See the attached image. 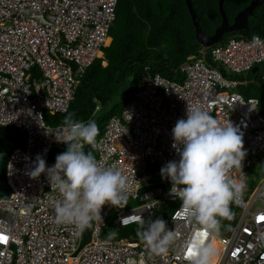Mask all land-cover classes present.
<instances>
[{"label":"built area","instance_id":"built-area-1","mask_svg":"<svg viewBox=\"0 0 264 264\" xmlns=\"http://www.w3.org/2000/svg\"><path fill=\"white\" fill-rule=\"evenodd\" d=\"M119 1L0 0V126L28 132L26 154L15 149L7 164L14 194L0 201V264H264V179L248 199L238 184L264 157V108L237 91L252 81L232 79L257 68L253 83H264V38L202 48L182 63L180 82L145 75L91 162L80 161L82 123L49 122L68 111L96 59L107 65ZM57 145L71 147L60 162L49 160ZM226 183L238 210L224 235L202 219ZM127 201L138 204L116 213V227L177 207L149 240L104 239Z\"/></svg>","mask_w":264,"mask_h":264},{"label":"trees","instance_id":"trees-1","mask_svg":"<svg viewBox=\"0 0 264 264\" xmlns=\"http://www.w3.org/2000/svg\"><path fill=\"white\" fill-rule=\"evenodd\" d=\"M219 1L191 0L202 32L207 36L213 35L222 24ZM250 2L225 0L224 10L229 21L233 23L235 16ZM249 26L248 30L224 37L234 35L236 39L246 40L254 36L264 38V4L255 9L254 15L249 18ZM110 36L112 42L104 49L107 65L102 64L103 59H96L81 78L68 111L49 115L52 125H84L80 132L83 141L81 162H91L97 157L96 144L106 125L110 119L121 116L145 75H159L180 82L182 63L201 50L186 0H120ZM232 79L252 81L246 86H239L237 91L246 99L257 98L264 107V83H253L259 79L258 75L250 72L246 79L242 75L232 76ZM17 134L23 135L21 132ZM70 148L57 145L49 160L60 162V155L68 153ZM259 167H262L263 176L264 166ZM246 197L249 195L246 194ZM176 207V203H166L157 211L153 221L126 228L114 227L110 218L102 237L107 240H149L157 229L167 223ZM236 214L233 193L226 184L209 193L202 223L227 235L234 225Z\"/></svg>","mask_w":264,"mask_h":264},{"label":"water","instance_id":"water-1","mask_svg":"<svg viewBox=\"0 0 264 264\" xmlns=\"http://www.w3.org/2000/svg\"><path fill=\"white\" fill-rule=\"evenodd\" d=\"M225 0L219 1V9L222 16V24L211 36H207L202 32V28L199 22V18L195 13L191 0H186L187 7L189 9L193 24L196 30V37L198 44L204 48H210L222 42L224 35L234 32L245 31L250 28L249 18L254 15L256 8L264 4V0H251L249 6L239 12L231 23L224 10ZM257 72V68L253 69V73ZM23 128V126L21 127ZM19 128L15 125L12 126H0V201L3 199H9L14 192L10 188L7 182V164L8 160L15 149H20L26 154L28 136L27 130H23L22 136H18L20 133ZM94 222L91 220L88 222L81 240V245L78 251L84 248L90 243L92 238V231Z\"/></svg>","mask_w":264,"mask_h":264},{"label":"rangeland","instance_id":"rangeland-1","mask_svg":"<svg viewBox=\"0 0 264 264\" xmlns=\"http://www.w3.org/2000/svg\"><path fill=\"white\" fill-rule=\"evenodd\" d=\"M234 38V35H227L224 37V41L223 42H227V40H230V39H233ZM247 75L248 74H244L242 75V77H244L245 79L247 78ZM262 159L264 160V157H262ZM262 164H264V161H262ZM247 174L249 175L248 179L246 181H244L242 183V186L244 188H246V190H248L246 192V194L250 195V197L253 195L252 192L255 190V188L257 187V185H260L263 181L262 179V176L260 174V172L258 171V169L256 167H250L247 169ZM163 178L162 177H156L154 176L152 178V182H155V183H159ZM135 204L133 203H130L128 205V203L126 204H123L122 206H120V209H125L127 207H132L134 206ZM115 216V212H113L111 214V217L113 218ZM107 228V227H106ZM106 228L104 229V231L106 230ZM113 239H118V238H113ZM217 245L214 244L213 247H216Z\"/></svg>","mask_w":264,"mask_h":264},{"label":"clouds","instance_id":"clouds-1","mask_svg":"<svg viewBox=\"0 0 264 264\" xmlns=\"http://www.w3.org/2000/svg\"><path fill=\"white\" fill-rule=\"evenodd\" d=\"M202 48H204V47H201V49H202ZM245 99H246V98H245ZM248 99H249V98H248ZM254 99H257V98H254ZM257 100H258V99H257ZM258 101H259V100H258ZM259 102H260V101H259ZM260 107H261V108H264V107H262L261 105H260ZM81 139H82V138H81ZM82 142H83V141H82ZM82 148H83V147H82ZM70 149H71V148H70ZM81 151H82V149H81ZM66 154H67V153H66ZM95 159H96V158H95ZM262 161H264V160L262 159ZM262 161H257V162H256V165L253 166V167H256V168L258 169V171L260 172V174H262V169H261L262 167L260 168L259 166H260V165H263V166H264V164H262ZM248 177H249V175H248ZM262 179H264V175L262 176ZM243 182H244V181L238 182L239 186L242 185ZM226 184H228V183H226ZM226 184H224V185H226ZM224 185H223V186H224ZM228 185H229V184H228ZM223 186H222V187H223ZM229 186H230V185H229ZM258 186H259V185H257V187H258ZM222 187H221V188H222ZM242 187H243V186H242ZM230 188H231V187H230ZM243 188H244V187H243ZM218 189H219V188H218ZM218 189H214V190H218ZM244 189L246 190V188H244ZM255 189H256V188H255ZM231 190H232V189H231ZM212 191H213V190H212ZM247 191H248V190H246V191L244 192V196H245L246 199H248V198L250 197V195H249V197H246V192H247ZM232 193H233V191H232ZM233 200H234V199H233ZM129 201H130V200H129ZM129 201H127V203H128ZM134 204L136 205V204H138V203H134ZM122 205H123V203H122V204L120 203L118 207H120V206H122ZM118 207H117V208H118ZM117 208L113 211V212H115V215H116V213L120 210V208H119V209H117ZM237 210H238V209H237ZM235 217H236V216H235ZM110 218H112V217H110ZM112 219H113V218H112ZM152 221H153V220H152ZM140 224H141V223H140ZM142 224H144V223H142ZM234 224H235V218H234ZM135 225H138V224H135ZM113 226H114V224H113ZM131 226H134V225H131ZM106 227H107V226H106ZM114 227H116V226H114ZM129 227H130V226H129ZM120 228H126V227H120ZM138 239H139V238H138Z\"/></svg>","mask_w":264,"mask_h":264},{"label":"bare ground","instance_id":"bare-ground-1","mask_svg":"<svg viewBox=\"0 0 264 264\" xmlns=\"http://www.w3.org/2000/svg\"><path fill=\"white\" fill-rule=\"evenodd\" d=\"M216 244V243H215ZM214 245V243L212 244V246ZM217 246H219V245H217ZM212 247L211 248V252L214 254L215 252L218 254L219 252H220V248L219 247ZM192 253V252H191ZM196 253V252H195ZM196 255V254H195ZM209 260H210V263H212L213 262V256L212 257H209ZM209 263V264H210Z\"/></svg>","mask_w":264,"mask_h":264}]
</instances>
